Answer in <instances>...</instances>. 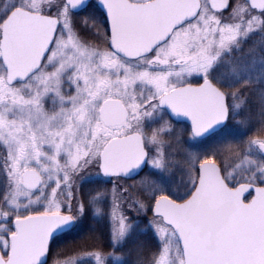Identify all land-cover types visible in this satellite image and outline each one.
<instances>
[{"label": "snow or ice", "instance_id": "6c2138e0", "mask_svg": "<svg viewBox=\"0 0 264 264\" xmlns=\"http://www.w3.org/2000/svg\"><path fill=\"white\" fill-rule=\"evenodd\" d=\"M0 264H264V0H0Z\"/></svg>", "mask_w": 264, "mask_h": 264}, {"label": "trees", "instance_id": "16d2710c", "mask_svg": "<svg viewBox=\"0 0 264 264\" xmlns=\"http://www.w3.org/2000/svg\"><path fill=\"white\" fill-rule=\"evenodd\" d=\"M103 247H106V242L104 243V245H102Z\"/></svg>", "mask_w": 264, "mask_h": 264}]
</instances>
